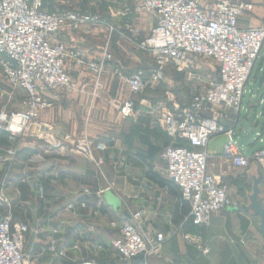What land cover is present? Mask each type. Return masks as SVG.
Wrapping results in <instances>:
<instances>
[{
  "label": "built area",
  "instance_id": "built-area-1",
  "mask_svg": "<svg viewBox=\"0 0 264 264\" xmlns=\"http://www.w3.org/2000/svg\"><path fill=\"white\" fill-rule=\"evenodd\" d=\"M252 7L245 0H214L206 6L200 0H140L134 11L151 12L156 16V24L143 39L137 37L138 32L132 25L125 26L133 35L129 42L151 59L149 67L123 76L134 95H141L153 84L162 82L166 65L184 68L194 56H199L219 66V76L192 95L188 104L181 106L173 100L167 108L160 102L147 111L153 126L164 127L182 142L164 146L160 158L166 179L178 186L182 199L189 203L194 226H207L212 214L230 205L227 185L208 171L206 147L215 135L228 136L223 155L242 171V177L254 175L257 168L261 170L260 194L264 197V131L254 132L260 119H264V108L257 112L264 101L250 90L248 106L243 108L245 87L257 59L264 58V26L242 28L238 25L239 17ZM94 20L95 16L89 14L50 12L43 0H0V64L8 85L25 94L22 111L8 112L6 106L0 105V129L7 131L10 138L28 136L34 129L45 153L63 147L60 140L50 137L39 118L42 111L53 104L46 94L78 91L77 84L69 78L66 67L69 58L78 67L87 65L96 78V89L100 88L103 64L111 56L106 50L99 61L88 62L83 52L67 50L62 43L54 42L52 36L65 27L75 30L82 23ZM259 84L257 91L264 92V77L259 79ZM255 100L257 103L253 104ZM242 108L246 115L252 113L254 118L253 125L246 120L252 128L246 146L240 143V138L247 134L240 123L244 119L240 116ZM137 109L136 101L128 99L120 104L118 112L124 119L135 118ZM238 124L242 135L236 133ZM87 145L82 140L80 149H89ZM37 158L41 160L43 156ZM5 160L0 153V162ZM84 192L88 193L89 189L84 188ZM141 215L142 212H136L123 221L113 240V246L123 259L141 257L146 260L158 254L162 247V234L148 238L140 233L137 223ZM26 231L25 224L12 223L8 208L0 215V264H31L23 248ZM182 236L190 246L208 252L209 248L197 234L185 231Z\"/></svg>",
  "mask_w": 264,
  "mask_h": 264
},
{
  "label": "crops",
  "instance_id": "crops-1",
  "mask_svg": "<svg viewBox=\"0 0 264 264\" xmlns=\"http://www.w3.org/2000/svg\"><path fill=\"white\" fill-rule=\"evenodd\" d=\"M82 1L84 0H46V5L49 10L73 6L80 12L94 13L116 31L108 33L107 25L89 24L86 29L77 32H60L58 40L69 46L80 47L90 56H95L104 43L102 39L108 37L110 50L121 63V67L127 71L129 67L133 68V65L140 63L138 57L135 59L131 46L122 38V30L124 31V25L131 24L139 29V38L142 39L148 36L155 24L154 19L146 13L133 16L122 14L121 8L131 6L136 0H92L94 7L90 10L78 7ZM238 24L240 27L256 25L253 20L246 21L242 16L239 17ZM255 67L258 74L262 73L263 78L262 56L257 59ZM76 75L74 72L73 76ZM109 78L110 82L115 78L110 66L106 79ZM24 95V91L20 89L11 93L0 90V97L5 101L0 102L5 104L7 109L16 110L21 108L20 100ZM46 96L49 97V93ZM51 97L53 107L41 113L40 121L47 129L49 127L52 137H60L67 132L76 136L83 133L91 139L97 133L106 136H103V141L92 140L93 158L89 160L67 151L64 147L45 153L34 135L35 130L32 129L31 135L19 138V142L15 144L18 149L16 157L0 163V197L8 198V209L13 215V223L27 224V243H31L29 250L34 253L31 255L32 262H93L99 252L106 255L104 264L138 263V260L131 263L121 261L116 259L115 253L107 255L105 251H98L97 247L110 243L116 233L111 232L105 225L113 228L140 211L142 215L138 225L141 232L147 237L162 234L166 239L159 254L163 250L169 258L173 256L175 260L185 259L192 263L208 264L209 259L211 262L212 259L206 260L204 257L205 252L186 245L182 240L183 232L198 231L201 227L191 224L189 203L182 199L178 186L166 179L160 152L164 146L178 143L180 140L164 127L157 128L151 124L147 114L150 100L144 99L137 105L139 117L122 120L113 102L121 98L110 95L109 101L106 102L112 123H102L98 129L95 124H91L92 121L87 122L88 119L80 128L78 117L82 111L89 115L92 109L100 107L102 110L105 106L104 99L98 102L89 90L87 93L72 95L58 93ZM112 97L116 98L111 100ZM249 117L242 115L248 123ZM117 121L119 124H116ZM235 130L236 133L243 134L240 124ZM220 135L226 138L222 143L223 149L228 136ZM4 137L6 138V133L0 131V148L7 143L6 139L2 140ZM211 139L206 147L209 157L208 171L219 175L225 181V176L235 168L229 161L221 159L222 153L209 152ZM37 156H43V159L38 160ZM97 160L101 161V167L96 165ZM96 167L100 172H97ZM230 182L229 184L227 181L230 205L224 211L212 214L207 226L206 234L209 238L206 241L210 244L206 245L209 248L207 253L211 251L218 258V253L227 250L230 253L225 257L223 264H240V261L246 264V248L240 249L234 245L233 251L226 241L217 242L218 246L213 243L215 236L223 238L222 235L226 232L222 229L226 228L228 221H236L235 232L246 235L250 226L257 220L255 215L239 207L245 203L239 195V180L233 177ZM85 187H88L91 193H84ZM69 204L72 206L69 207ZM2 207L3 205H0V215L4 211ZM235 207L238 209L235 210ZM245 223L247 227L243 229ZM52 243L56 245L58 254L50 250ZM150 263L164 264L162 260L156 262L154 258Z\"/></svg>",
  "mask_w": 264,
  "mask_h": 264
},
{
  "label": "rangeland",
  "instance_id": "rangeland-1",
  "mask_svg": "<svg viewBox=\"0 0 264 264\" xmlns=\"http://www.w3.org/2000/svg\"><path fill=\"white\" fill-rule=\"evenodd\" d=\"M200 1H201V4L203 6H206L207 4L213 2L214 0H200ZM248 1L252 4L253 7L250 11H246L241 16L244 17V19L246 21H252L253 20L257 26H264V0H248ZM82 2L83 3L79 4L78 7L85 8L87 10H90L92 7H94L92 0H84ZM139 2H140V0H136L134 2V4H132L131 6H123L121 8L122 14L133 16V15H137V14L146 13L147 15L151 16L154 19L155 24H156V16L153 15L151 12H148L145 10L138 11V12L134 11ZM43 4H44V7L47 10H49L48 6L46 5V0H43ZM126 9L128 11H125ZM49 11L50 12H56V13H60L62 11H72L75 13H82V15L89 14V15L95 16L94 21L84 22L79 26V28H77L75 30H73L72 28H69V27L63 28L58 33L54 34L52 36V39L54 42L62 43L67 50H71V49L80 50L81 52H83L85 54V57L87 59L86 61H88V62L99 61L100 59H98V58H100L103 55V53L106 52V50L109 52V53H107V52L106 53L110 54V56H111V59L110 60L108 59V61H106L105 64H103V73H102V77H101L102 85L98 89H96V86H95V79L96 78H95L94 74L92 73V71H90L87 68V65H83V67H78L77 65L74 64V62L72 61L71 58H69L66 61V67H67L68 72L70 73L69 78L71 80H74V82L77 84L78 91H76L75 93L74 92L70 93L67 91L65 92V91L60 90L59 93H62L65 95H72V94H77V93L79 94V93H83V92L87 93L89 90V92L91 94L96 96L98 102L101 99L105 100L104 101L105 106H103L102 110L99 109L100 107L98 109L97 108L92 109L89 112V115H87L86 111L80 112V116L78 117V120L80 121V125H79L80 128H82L84 126L86 119H88L87 122L92 121L91 124L92 125L95 124L98 129H100V127L102 126L101 125L102 123L103 124L104 123H110V122L112 123V118L108 114V108L107 107L109 105H108V102H106V101H109L108 99H110V95L111 96L117 95L118 97L121 98V99L119 98L120 100H113L116 97H112V99H111V100H113L114 104L117 106V109H119V106L121 103H123L125 100H128V99L136 101L138 106H139V103L144 101V99L150 100L149 101L150 105L147 107V109H149V107L153 106L154 104L160 103V102L164 103L167 108H170L171 101H173V100L182 106V105L188 104L192 95H194L198 90L204 88L210 79H213V78H216V76H219V74H218L219 73V66L217 65V63L215 61L209 60L208 58H204V57H199V56L195 57L194 56L189 61L188 66L184 67V68L175 67L171 64L166 65L165 77H164V80L162 82H159L157 84H153L149 89H147L141 95H134L130 92L129 87L127 86V84L123 80V76L127 75V73L132 72L133 70L135 71L141 67H145V66L149 67V65L151 64V59L147 53L140 51L138 48L135 47L136 46L135 44H134L135 45L134 46L131 42H129V37H130V41H131L133 35L130 34L128 32V30H126L124 28V31L122 30L123 33L120 31V33H122L121 36L124 39V41L131 46L132 51L134 52V55H135V59L138 57V60L140 63H138L137 65H133V63H132L133 68L129 67L128 68L129 70L127 69V71H126V69H124L123 67L120 66L121 63L114 56V54L111 52L110 47H109V41L107 39L108 37L102 39V40H104V43L101 44L102 47L99 50V52L97 53V55H95V56L94 55L90 56L89 53H87L86 51H84L80 47L69 46V45L61 42L60 40H58V34L60 32H77V31L86 29V27L89 24L107 25L103 18L95 15L94 13L77 11L73 8V6L64 7V8H61L60 10L50 9ZM126 25H131V24H126ZM126 25H124V26H126ZM154 25L151 27L150 32L153 29ZM256 25H252V26H248V27H253ZM132 27H134L137 30V32H138L137 37H138L139 36V29L135 26H132ZM242 28H247V26L242 27ZM107 29H108V33H112L114 31H116L113 28V26H111V25H107ZM150 32H149V34H150ZM132 61L135 62V60H133V59H132ZM127 62H129V61H127ZM109 66H110L111 72L113 73V75L115 77L114 80H112V82H110L111 81L110 78L108 80L106 79ZM261 69L262 68H260V70ZM263 70H264V68H263ZM74 72L77 74L76 76H73ZM119 73H121L122 76H120ZM255 77H257V78H255ZM261 77H262V73L258 74L257 67H254L252 74H251V77H250V79H249V81L245 87V93H244V99H243V108L248 106L247 104L249 102V95H250L249 91L250 90H252L253 93L257 92V94L259 95L258 98L264 101V92L262 90H259V92L257 91V88L260 85L259 79ZM106 80L108 81V83ZM0 90H3L4 92H7V93H9V92L11 93L13 90H16V89H12L8 85V83L6 81L4 69H3L1 64H0ZM57 94L58 93L55 91L49 92L48 98L52 103H53V100H52L51 96H54V95L56 96ZM24 98H25V95H24L23 99L20 100L21 108L16 109V110H11L9 108L7 109V106L2 103V102H5L4 99H1V97H0V101H2V102H0V105L6 106V109L8 112H19V111L24 110V107H23ZM167 99L170 101H167ZM256 103H257V101L255 100L253 104H256ZM52 107H53V104H52V106H50V108H52ZM50 108H48V109H50ZM243 108L241 109L242 112L240 113L241 117L243 114H244V116L246 115V113L243 111ZM263 108H264V105H259L257 108V112L263 110ZM48 109H46V110H48ZM117 109L114 110V111H116V113H117ZM40 116H41V114H40ZM249 116H250L249 117V124L253 125L254 118L252 116V113ZM137 117H139L138 112H137ZM141 117H143V116H141ZM149 119H150V117H149ZM122 120H124V118ZM263 122H264V119L261 118L259 124L254 127V132L264 131V123ZM116 124H119V121H117ZM225 124H227V123L225 122ZM155 127L159 128L160 126H155ZM0 131L6 133V138L4 137V138H2V140L4 141L6 139L7 143L4 144L2 146V148H0V153H1L2 157L3 158L6 157V160L3 162V163H5V162L13 160L16 157L18 149H17L15 144L17 142H19V140H20L19 138L25 137V135H17L15 139H12V138H10V135L7 131H5L4 129H0ZM47 131L49 132L50 137H52V133L50 132L49 127H48ZM222 134H225V133H222ZM30 135H31V133H30ZM103 136H106V135L102 134V133H97V134H94V137H92V139H91L90 137H88V135H84L83 133H79L78 136H76V135H72L71 133L67 132L60 137H52V138H53V140H55V139L60 140L61 143H63V147L66 148L67 151L75 153L78 156H81V157H84L86 159L91 160V158H93V153L90 152V150L93 151V149H92V145H93L92 142L93 141L92 140L103 141V140H105V137H103ZM213 137H211V138H213ZM93 138H97V139H93ZM82 140H85V144H88L87 146H90L89 149H86V148L80 149V145L82 143ZM225 140H226L225 136L220 135V134H218V136L215 135V137L213 139H211V141H210L209 152H211V153H213V152L222 153L221 159L224 161H229L231 163V161L223 155L222 143ZM227 141H228V139H227ZM251 142H252V140H251ZM7 158H9V160H7ZM98 159H100V158H98ZM98 162L100 163L101 161L97 160V163ZM0 163H2V162H0ZM99 163L96 165L101 167V165ZM208 164H209V157H208ZM231 165H232V163H231ZM96 170H97V172H100L99 168H97ZM251 171L253 172L254 168H251ZM254 173L256 174V170L254 171ZM211 174L220 178L219 175H215L213 173H211ZM242 174L243 173L240 169L235 168V170H232V172L230 174L228 173V175L225 176V181L221 178L220 179H221V181H223L227 185V187H228V183L229 184L231 183L230 182L231 178L234 177V178L239 180L238 191H239V195L241 197V200H243L245 202L242 205H245L248 202V195L251 193V188L248 186V179L254 175H252L250 177H245V176L242 177ZM98 175L99 174L96 173V176H98ZM226 180L228 181V183ZM85 188H88V187H85ZM83 192H84V188H83ZM89 193H91L90 190L86 194H89ZM0 200H1L2 205H3L2 210H4L1 214H3L7 210L9 202H8L7 197H0ZM71 206H72V204H69V207H71ZM241 206H239L240 209H241ZM241 210H243V209H241ZM221 211H224V209ZM131 218H132V216H131ZM256 219L257 220L250 226L251 228L248 230V233L246 235H242V234H239L238 232H235L236 226H237L236 221H228L226 228L222 229V231L226 232L225 234L222 235V237L225 239H223V238L221 239V236L215 234L217 236L214 237L213 243H215L217 245V242H219V241L220 242L226 241V242H228L229 246L231 247V249L233 251H234V245H237L240 249L246 248L245 249V251H246L245 255L248 256L246 258V264H264V236L259 231L258 218L256 217ZM12 223H13V215H12ZM22 224H24V223H22ZM121 224L118 226H113V228L110 225H108V227H107V225H105V227L109 228V230H111V232L115 231L116 233L112 236L110 243L107 242V243H104L102 246H100V248L97 247L98 251H100V250H101V252L105 251L107 255L110 253H115L116 259H119L121 261H126L128 263L135 262L136 260H138L139 262L135 263V264H144L145 261L148 262V264H151L150 262L153 258L156 262L158 260L159 261L162 260V262H164V264H176V263L177 264H201L200 262L199 263L198 262H195V263L188 262L185 259L175 260V257H173V256H170V258H169L168 255H166L163 250H162L161 254H159L160 253V251H159L158 254H153L151 256H148L146 260H142L141 257H135L131 260L123 259L120 256V254L118 253V251L115 249V247L113 246V240L117 237V234H118L117 232H118L119 228L121 227ZM25 225L27 227V224H25ZM137 225H138V223H137ZM207 226L201 227V229H199L198 231H190V232L195 233L198 236H200V238L203 241V244L210 246L209 242L206 241V239L209 238V236L206 234V230H208ZM137 227H138L140 233H142L140 228H139V225ZM25 234H24V240H23L24 252L28 256L30 263L36 264V262H34V261L32 262L31 255H34V253L29 250L32 245L30 242L27 243V234L26 235ZM148 238H152V237H148ZM165 240L166 239L164 237V241ZM182 240L186 245H189L185 242L183 236H182ZM248 240H250V243H248ZM54 243H52L49 246L50 250L53 251L54 253L58 254L57 250H56L57 249L56 245ZM202 253H203V251H202ZM205 253H204L205 254L204 257L206 258V260L208 258L212 259L211 262L208 259V264H211L213 262H214V264H223L225 257L230 252L227 250H223L221 253H218V258L215 256V254H212L211 251L209 253H207V252H205ZM95 259L96 260L91 262L92 264H104V262L106 261V255L98 252ZM172 260L176 261V263L173 262ZM75 261H77V260L75 259ZM85 262L86 261H81V262L77 261V262H74V264L75 263L84 264ZM240 264H244V263L242 261H240Z\"/></svg>",
  "mask_w": 264,
  "mask_h": 264
},
{
  "label": "water",
  "instance_id": "water-1",
  "mask_svg": "<svg viewBox=\"0 0 264 264\" xmlns=\"http://www.w3.org/2000/svg\"><path fill=\"white\" fill-rule=\"evenodd\" d=\"M242 127L247 131V134L240 138V143L247 145V140L252 134V128L248 125L246 120L241 119ZM249 147H246V152H249ZM262 181V172L259 168L256 170V175L248 179V186L251 188V193L248 195V202L241 206L245 212H250L258 218V228L264 236V197L260 194V183ZM235 210L238 207L234 208Z\"/></svg>",
  "mask_w": 264,
  "mask_h": 264
},
{
  "label": "trees",
  "instance_id": "trees-1",
  "mask_svg": "<svg viewBox=\"0 0 264 264\" xmlns=\"http://www.w3.org/2000/svg\"><path fill=\"white\" fill-rule=\"evenodd\" d=\"M179 143H182V142L179 141L178 144H179ZM176 144H177V143H176ZM246 227H247V226H246V223H245L243 229H245Z\"/></svg>",
  "mask_w": 264,
  "mask_h": 264
}]
</instances>
